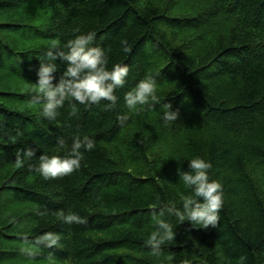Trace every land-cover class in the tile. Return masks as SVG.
Listing matches in <instances>:
<instances>
[{
    "label": "trees",
    "instance_id": "16d2710c",
    "mask_svg": "<svg viewBox=\"0 0 264 264\" xmlns=\"http://www.w3.org/2000/svg\"><path fill=\"white\" fill-rule=\"evenodd\" d=\"M90 31L109 68H130L117 105L73 101L72 115L66 101L55 120L41 117L32 102L41 59L53 43ZM54 63L56 83L65 65ZM149 75L159 103L128 110L124 94ZM169 103L179 118L165 124ZM77 136L95 143L80 169L40 176L39 156L65 155ZM27 147L36 156L17 167L16 153ZM195 157L210 161L211 179L223 185L220 222L198 229L167 217L176 241L155 255L145 244L152 213L191 193L178 169L189 170L186 159ZM60 211L87 223L65 224ZM18 224L29 239L61 234V246L24 257ZM186 257L264 264V0H0V264H180Z\"/></svg>",
    "mask_w": 264,
    "mask_h": 264
},
{
    "label": "clouds",
    "instance_id": "9594fccd",
    "mask_svg": "<svg viewBox=\"0 0 264 264\" xmlns=\"http://www.w3.org/2000/svg\"><path fill=\"white\" fill-rule=\"evenodd\" d=\"M79 31L78 29L76 30ZM96 33L76 35L62 47L58 42L53 43L45 53V59H41L37 70L38 81L34 84L32 102L40 105V116L48 120H55L59 110L65 106L66 101L71 104V114L77 112L76 103L83 105L99 104L108 101L109 107H115L119 97L116 95L118 89L126 84L130 68L127 64L116 63L108 67L109 58L102 46H93ZM124 53H130L131 47L128 42L122 41ZM59 58L65 65L62 74L57 64ZM157 80L154 76H147L135 87L124 94L123 101L128 110L135 112L138 106H154L159 103L157 95ZM76 103H72V102ZM162 119L165 124L177 121L179 111L172 110V104H165ZM128 119L127 114L118 115V120L123 123ZM95 143L92 139L79 136L73 139L71 149L63 156H39V164L36 171L45 180L70 175L80 169L84 154L94 149ZM37 150L27 147L16 153V166L21 167L27 160L36 156ZM189 161V170L178 169L180 181L191 193L180 194L178 202L171 201L153 211L152 218L155 228L151 231L145 241L153 254L159 255L162 246L176 241L177 233L167 217H175L177 226L189 222L193 228L207 229L209 226L215 228L220 222V210L224 203L223 185L210 177L212 164L210 161L195 157L186 159ZM179 204V206H178ZM41 217L45 212H38ZM63 223L85 224L87 219L78 213L69 211L65 214L60 211L56 214ZM23 237V245L20 253L28 258L35 259L42 249L59 248L62 235L53 231L29 239L23 224L17 225ZM180 264H192L191 259L184 258Z\"/></svg>",
    "mask_w": 264,
    "mask_h": 264
}]
</instances>
